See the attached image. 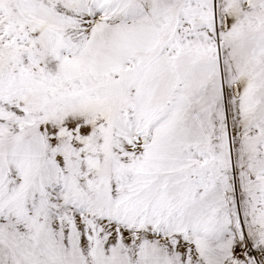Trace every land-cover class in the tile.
Wrapping results in <instances>:
<instances>
[{"label": "snow or ice", "instance_id": "1", "mask_svg": "<svg viewBox=\"0 0 264 264\" xmlns=\"http://www.w3.org/2000/svg\"><path fill=\"white\" fill-rule=\"evenodd\" d=\"M0 264H264V0H0Z\"/></svg>", "mask_w": 264, "mask_h": 264}]
</instances>
